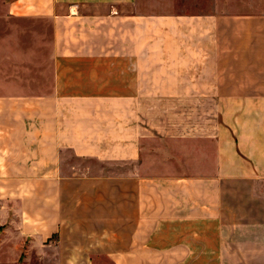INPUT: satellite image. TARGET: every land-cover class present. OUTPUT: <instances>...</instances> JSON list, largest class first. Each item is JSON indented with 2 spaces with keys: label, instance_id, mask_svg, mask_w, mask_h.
Here are the masks:
<instances>
[{
  "label": "crops",
  "instance_id": "0c3cea01",
  "mask_svg": "<svg viewBox=\"0 0 264 264\" xmlns=\"http://www.w3.org/2000/svg\"><path fill=\"white\" fill-rule=\"evenodd\" d=\"M176 1L1 0L0 220L58 264H264V15Z\"/></svg>",
  "mask_w": 264,
  "mask_h": 264
},
{
  "label": "rangeland",
  "instance_id": "374dc122",
  "mask_svg": "<svg viewBox=\"0 0 264 264\" xmlns=\"http://www.w3.org/2000/svg\"><path fill=\"white\" fill-rule=\"evenodd\" d=\"M181 5H186L187 0H181ZM192 1V0H191ZM197 1L198 7L201 9H208L209 12L216 11L218 13L229 14L232 16H253V15H264V0H193ZM179 0L176 1L178 4ZM2 2L0 0V23L3 21L6 23V31L8 33L9 27L14 24L23 25L26 27H30V20H13L6 18L4 19L2 15ZM47 23H43L42 30L39 35L38 43H37V54L39 57L45 58L42 61L43 64L38 65V68L43 70L45 73L49 72V47H48V39H49V28L46 25ZM1 31V30H0ZM27 37L24 41H22V47H29L27 43L29 41V37ZM23 39V38H22ZM39 64V62H38ZM24 78V84H29V81L33 82L38 81L39 84L47 83L49 84L51 81L50 76H43L38 78ZM20 222H13L8 218L5 221L0 220V264H58L56 260H58L59 255L53 253L51 247H47L49 243L43 240L42 243L33 241L32 237L23 236L20 232V228L18 227ZM49 240V239H48ZM182 255V254H181ZM94 259V258H93ZM173 258L168 260L164 259L163 256L157 253H150L148 264H171ZM133 264H145L139 257H134L132 259ZM164 261V262H161ZM93 264H115L113 259L107 255H98L95 257Z\"/></svg>",
  "mask_w": 264,
  "mask_h": 264
}]
</instances>
